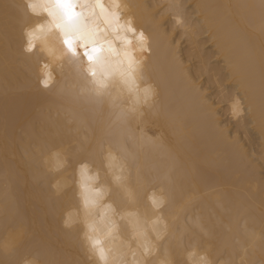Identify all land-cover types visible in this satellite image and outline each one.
I'll return each instance as SVG.
<instances>
[{
    "label": "bare ground",
    "instance_id": "bare-ground-1",
    "mask_svg": "<svg viewBox=\"0 0 264 264\" xmlns=\"http://www.w3.org/2000/svg\"><path fill=\"white\" fill-rule=\"evenodd\" d=\"M131 11L152 37L148 74L159 85L161 109L144 132L129 133L136 154L133 183L138 204L143 193L171 169L166 214L183 219L198 214L202 230L178 220L167 244L184 264L182 246H211L217 260L235 264L264 261V7L258 0H187L193 27L172 30L159 0H129ZM186 36V37H185ZM21 38L10 11H0V264H18L38 252L43 264L83 261L79 228L60 225L72 203L71 189L53 195L52 177L39 165V153L52 146L80 144L83 132L65 122L60 100L36 86L35 63L21 67ZM241 95L246 116L233 120L227 102ZM149 135H163L172 156L146 145ZM104 133L89 129L76 159L100 164ZM143 145V146H142ZM34 177H38L34 179ZM106 179V177H105ZM128 206L117 189L110 197ZM187 212V213H185ZM11 252H6L11 249ZM242 248L247 249L246 254Z\"/></svg>",
    "mask_w": 264,
    "mask_h": 264
},
{
    "label": "clouds",
    "instance_id": "clouds-1",
    "mask_svg": "<svg viewBox=\"0 0 264 264\" xmlns=\"http://www.w3.org/2000/svg\"><path fill=\"white\" fill-rule=\"evenodd\" d=\"M258 3L264 7V0ZM188 4L159 0L174 33L193 27L185 13ZM4 10L13 14L19 31L21 67L27 71L30 65L25 61H34L38 89L60 100L65 122L83 132L74 151L60 145L39 153L40 167L52 177L53 195L60 197L71 189L73 202L63 210L60 225L68 233L79 228L84 260L75 264H176L167 244L161 251V242L180 220L166 214L171 198L164 185L171 182V169L162 171L158 182L143 193L146 208L137 206L136 154L129 148V133L146 132L147 124L159 115L161 101L159 85L147 72L153 40L137 24L129 0H0V11ZM227 104L233 120L246 116L241 95L234 93ZM92 125H98L105 137L98 145L100 164L88 157L76 159ZM148 137L147 147L162 157L172 156L162 134ZM113 189L128 206L119 207L110 198ZM185 220L202 230L198 214H184L181 237ZM182 254L184 264H231L217 260L211 246H182ZM18 264L43 261L34 252L23 255ZM235 264L247 261L241 256Z\"/></svg>",
    "mask_w": 264,
    "mask_h": 264
}]
</instances>
